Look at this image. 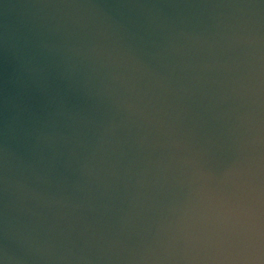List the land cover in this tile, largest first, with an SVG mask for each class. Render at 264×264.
Listing matches in <instances>:
<instances>
[{
	"label": "water",
	"instance_id": "1",
	"mask_svg": "<svg viewBox=\"0 0 264 264\" xmlns=\"http://www.w3.org/2000/svg\"><path fill=\"white\" fill-rule=\"evenodd\" d=\"M0 264H264V0H0Z\"/></svg>",
	"mask_w": 264,
	"mask_h": 264
}]
</instances>
